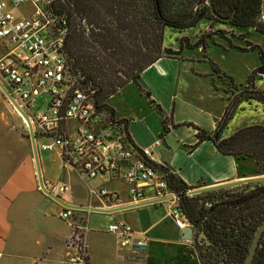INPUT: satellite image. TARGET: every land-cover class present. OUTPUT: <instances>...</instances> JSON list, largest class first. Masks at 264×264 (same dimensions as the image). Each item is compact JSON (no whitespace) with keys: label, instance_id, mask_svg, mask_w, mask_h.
Listing matches in <instances>:
<instances>
[{"label":"crops","instance_id":"obj_1","mask_svg":"<svg viewBox=\"0 0 264 264\" xmlns=\"http://www.w3.org/2000/svg\"><path fill=\"white\" fill-rule=\"evenodd\" d=\"M199 22L197 23L199 25L196 24L197 27L192 31V36L197 37V39L204 29H223L228 26L227 24L210 21L208 19H202ZM185 28L175 29L180 34L184 33L185 36H188L186 35L187 31H184ZM237 28L239 30L248 28L245 31L251 28L255 32L260 33L252 27H230L233 30ZM228 33L226 31L225 35L221 36L218 32H215L213 33V37L221 36L226 38ZM241 39L249 41L247 34ZM205 41L206 47L204 50H201L200 45L183 44L178 56L162 55L140 72L138 81L142 89L149 91L148 98L152 100L151 102L155 106L158 105L161 108L162 116L164 115L167 118L165 130L159 123L152 128L144 126V124L136 119V113H134L133 109L125 113L116 105L108 102V99L119 93L125 85L134 84L136 86L133 81L125 83L107 98V103L113 108L116 116L132 118V121L128 124V131L136 145H148L157 136L162 139L163 146L156 148V158L162 159L170 170L181 177L188 185H196L191 188L216 185L258 175L254 173V168L250 169L242 164H238L234 155L220 152L212 140V142L210 140H202V143L205 142L203 143V148L205 146L208 149L206 155H211L220 164L218 167L210 165L208 176L203 177L202 180H199L203 172L200 168L194 173L186 169L191 160L182 162L181 165L174 160L175 144L178 145L179 142L185 141L193 142V134L196 132L194 127H176L179 123L184 125L185 120H195L196 118L194 114H187L185 108H195V110L205 114L210 121L212 120L207 125L201 124L209 132H212L226 104V96L228 93L224 90V106L218 112L212 114L204 108L203 103L200 101L203 96L199 95L196 98L198 100L196 105L191 101L185 100L182 96V88L178 84L179 81H182L178 80L180 75L184 76L189 74L188 76L190 77L194 76L200 79L207 75L209 76L208 79L211 84L208 85L207 90H211L215 95L216 92L213 89H220L215 79L220 68L207 56L206 49L209 47L207 36L205 37ZM180 42L178 45H172L171 48L177 49ZM163 46L165 45L163 44ZM248 46L245 47V50H247ZM185 47H197V50L199 49L201 53L200 55L208 57L210 70L207 69L205 72L194 68L193 64L203 60L195 54L190 55L186 53L184 50ZM261 79H264V74H256L253 77V83L256 87L264 90L263 83L259 81ZM165 99L168 100V104H165ZM232 119L235 120L234 126L229 129L228 124ZM252 123H261L264 125V106L257 100L243 99L236 106L226 127L222 130L221 136H227L237 128ZM180 128L186 129L188 134H185V130H183L181 132L183 135H179L177 132H179L178 129ZM197 151L198 149L195 147L189 152H182V154L186 157H191ZM38 156L42 179L54 182L52 175L54 166L61 170L60 176L65 168V166H62L59 153L57 151H41V153L38 152ZM81 179L84 180L83 190L80 192H68L65 197L61 195L64 201L101 208L119 207L130 204L128 202V185L126 181L122 179L107 180L105 178ZM91 182L93 183L91 184ZM245 182L248 181L234 185H240ZM61 183L67 185L63 181L58 184ZM99 187L116 192L119 201L108 200L94 193ZM170 207L171 202L164 199L153 203L124 208L115 212L93 214L91 212L99 211H87L89 213L85 215L80 213V216L85 219L87 225V229L84 232V242L88 263L201 264L193 246V238L187 239L182 236L181 228L176 226L170 216ZM59 208L60 204L39 188L33 158L22 160L0 182V264H59L60 259L67 253H73L75 247L68 243L72 227L67 220L56 217ZM114 219H120L129 223L133 230V236L142 243H137L139 246L120 245L117 236L106 230V225ZM98 221L100 222L98 223Z\"/></svg>","mask_w":264,"mask_h":264},{"label":"trees","instance_id":"obj_2","mask_svg":"<svg viewBox=\"0 0 264 264\" xmlns=\"http://www.w3.org/2000/svg\"><path fill=\"white\" fill-rule=\"evenodd\" d=\"M212 2L218 15L211 12L207 0H54L53 7L64 10L69 18L66 51L77 80L94 89L96 105L115 115L107 103L111 94L133 81L148 97L149 91L143 90L138 81L140 72L160 56H178L183 44H191L186 40L177 49L163 46L165 26L181 29L208 19L230 26L252 27L264 34L261 0ZM231 15L227 20L221 18ZM204 36L209 34L199 36L192 45H200L204 50ZM248 48H258L260 63L251 69L244 84L235 86V91L226 90L231 96L229 93L226 96L214 130L196 129V142L208 138L220 152L234 155L237 160L252 158L254 173L261 174L264 173L263 124H247L221 136L241 100L254 99L264 106V90L253 83L256 74H264V54L256 43H249ZM123 119L128 131L132 120ZM166 122L163 115L164 130ZM166 180L169 188L178 194V208L194 227L193 246L201 264H241L254 232L264 219V180L193 194L186 190L196 185H188L173 171L167 173ZM250 264H264V230Z\"/></svg>","mask_w":264,"mask_h":264},{"label":"built area","instance_id":"obj_3","mask_svg":"<svg viewBox=\"0 0 264 264\" xmlns=\"http://www.w3.org/2000/svg\"><path fill=\"white\" fill-rule=\"evenodd\" d=\"M25 2L31 4L29 13H14L12 8ZM53 3L0 0V81L28 117L38 152L57 151L62 166L69 165L83 179L126 181L129 203L166 197L176 226L191 225L177 206L178 194L167 184L170 168L156 158L162 139L157 136L148 145H136L123 117L94 103V89L77 80L67 55L69 18ZM42 180L60 198L67 190L64 183ZM94 193L119 201L116 192L104 187ZM78 212L63 205L57 211L71 225L68 243L75 247L59 264H89L84 242L87 225ZM106 230L117 236L120 245L142 243L133 236L131 225L120 219L110 221Z\"/></svg>","mask_w":264,"mask_h":264},{"label":"rangeland","instance_id":"obj_4","mask_svg":"<svg viewBox=\"0 0 264 264\" xmlns=\"http://www.w3.org/2000/svg\"><path fill=\"white\" fill-rule=\"evenodd\" d=\"M30 9L31 4L27 2L21 3L19 6H15L12 8L14 13L19 15L28 14ZM197 25L190 26L184 29V31H187L186 35L188 36H185L184 33L180 34L177 29L171 26H165L163 30V44L165 45V47H172V45H178L179 41L187 40L189 43L194 42L197 37L192 36V31H194ZM230 27L231 26L228 25L221 30H212V28L206 30L204 29L200 34V36L207 33L209 34V36H207L209 47L206 49V54L213 60V62H215L217 67L220 68V71L215 76L216 83L218 84V86H220V89L214 90L212 88L213 91H215L217 94L215 93L214 95L211 90H207V87L210 84L208 79L209 76L207 75L206 77L204 76L200 79L195 78L194 76L190 77L188 76L189 74H186L184 76L180 75L178 79L182 80L181 82L179 81L178 84H180L182 88V96L185 98V100L191 101L194 105H196L198 102L196 98H198L199 95L203 96L200 101L203 103L204 108L210 111L211 114L216 113L219 109L223 108L225 101L223 97V90H234L235 86L239 87L240 85L244 84L248 79L251 69H253L260 63V52L258 48H247V50H245L241 49L240 47L245 48L247 45H249V43H256L260 46L264 54V35L255 32L251 28L250 30L245 31L248 28H246L245 30H239L238 28L233 30L230 29ZM226 31L229 32L226 38L221 37L222 35H225ZM215 32H218V34L221 36L213 37V33ZM245 34H247V38L249 39V41H247L246 39H241ZM210 36L212 37L210 38ZM184 50L186 53L190 55L195 54L198 58L203 60L199 61L196 64H193L194 68L203 70L205 72L207 69L210 70V61L208 57H203L202 55H200L201 53L199 49L197 50V47H185ZM259 81L264 85V79H261ZM229 95L231 96V93H229ZM108 102L112 105H116L122 112L125 113L130 112L133 109L134 113H136V119L144 124V126H149L152 128L159 123L161 127H163V116L158 110V107L155 106L153 102H150V99L146 96L145 92L138 89L136 86H134V84L125 85L124 88L119 91V93L109 98ZM165 104H168L167 99H165ZM185 112L189 115L194 114L196 117L195 120H185L184 125L182 123H179L178 125H176V127H194L195 129L202 128L208 131L206 127H203V125H201H207L212 122V120L210 121L205 116V114L191 107L185 108ZM234 121L235 120L232 119L229 122V129L234 126ZM183 130H185V134H188V131L184 128L178 129L179 132L177 133L179 135H183V133H181ZM196 133L197 132H194L193 134V142L190 143L185 141L179 142L178 145L175 144L174 160L176 163L179 162L180 165L182 162L191 160L188 168L186 169H188L189 172L194 173L197 169L200 168L203 172L201 174L202 177H200L199 180H202L203 177L205 178L206 176H208V169L210 165L213 167H218L220 163L217 159H213L211 155H206L208 149L205 146L203 148V143L205 142L202 143V140L200 141L201 143L196 142ZM204 140L211 141V139H203V141ZM195 147L196 149H198L195 155L186 157L182 154V152H189ZM41 151L42 150H40L39 153H41ZM43 152L46 151L43 150ZM26 158L32 159L31 144L26 121L0 90V182H2L10 174V172L22 160ZM237 163L242 164L250 169H253L255 167L254 161L249 157L245 159L239 158L237 160ZM221 165L223 164L221 163ZM60 173L61 170L54 166L52 173L54 182H57V184L61 181L67 183V190L60 193L63 197H65L68 192H80L83 190L84 180H82L69 165H65L61 176ZM92 183L93 182H91V184ZM206 204L208 205L209 201H207ZM87 211L90 210H80L78 214L85 215L86 213H89ZM91 213L100 214L101 212ZM56 217L60 219L59 216L56 215ZM99 222L100 221H98V223ZM220 264L226 263L220 262Z\"/></svg>","mask_w":264,"mask_h":264},{"label":"water","instance_id":"obj_5","mask_svg":"<svg viewBox=\"0 0 264 264\" xmlns=\"http://www.w3.org/2000/svg\"><path fill=\"white\" fill-rule=\"evenodd\" d=\"M207 2L209 3L211 12L214 15H218V13L214 9L212 0H207ZM156 4H157V1H156ZM261 14H262V18L264 19V0H261ZM231 17H232V15L231 16H223L221 18L227 20V19H230ZM0 90L3 93V95L12 103V105L15 107V109L21 114L23 119H25V121H26L28 135H29L30 144H31L32 158H33L34 165H35L36 177H37V182H38L39 188L46 195H48L50 198H52L53 200L58 202L60 205L70 207L72 209H78V210H90V211H99V212H115V211H119V210L124 209V208L144 205V204L153 203V202H157V201H161V200L166 199V197H162V198H157V199H148V200H144V201L137 202V203H130V204H127L124 206H119V207L101 208V207H93V206H88V205H83V204L69 203V202L64 201L58 195L51 193L43 185V180H42V175H41V170H40L38 150H37L36 143H35V136H34V132L32 129V125H31L28 117L26 116V114L18 106V104L13 100L9 91L7 90V88L4 86V84L1 81H0ZM254 180H264V174L250 176V177H244V178H241L238 180L220 183V184H216V185H210V186H204V187H198V188H190L188 190V192H189V194L199 193V192H204V191H208V190H212V189H217V188H221V187H225V186L238 184V183L243 182V181H254ZM263 230H264V219L260 222L256 231L254 232L253 237H252L251 242H250V245H249L248 253L246 254V256L243 259V261L241 262V264H250L251 263ZM181 232H182V236L184 238H187V239L193 238V226L192 225H189V224L185 225L183 228H181ZM133 246H139V245L133 244Z\"/></svg>","mask_w":264,"mask_h":264}]
</instances>
